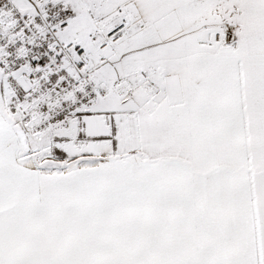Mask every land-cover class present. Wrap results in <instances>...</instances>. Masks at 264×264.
Segmentation results:
<instances>
[{"label": "snow or ice", "instance_id": "1", "mask_svg": "<svg viewBox=\"0 0 264 264\" xmlns=\"http://www.w3.org/2000/svg\"><path fill=\"white\" fill-rule=\"evenodd\" d=\"M0 264H264V0H0Z\"/></svg>", "mask_w": 264, "mask_h": 264}]
</instances>
